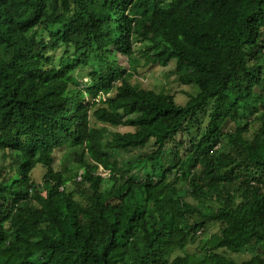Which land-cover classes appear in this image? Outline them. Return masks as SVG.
<instances>
[{"label": "trees", "instance_id": "trees-1", "mask_svg": "<svg viewBox=\"0 0 264 264\" xmlns=\"http://www.w3.org/2000/svg\"><path fill=\"white\" fill-rule=\"evenodd\" d=\"M0 264H264V0H0Z\"/></svg>", "mask_w": 264, "mask_h": 264}, {"label": "rangeland", "instance_id": "rangeland-1", "mask_svg": "<svg viewBox=\"0 0 264 264\" xmlns=\"http://www.w3.org/2000/svg\"><path fill=\"white\" fill-rule=\"evenodd\" d=\"M33 34L37 35V38L46 37L48 34V30L43 27L42 25L39 27H36L33 32ZM142 46L140 43L135 44L134 51L131 56L129 57H123L121 59V65L126 68V71L131 74V81L135 83H143L147 87L152 88L159 91H166L171 94L175 95V98L177 101H183L186 97V93H195L196 89L194 85H185L182 84L178 79V73L173 72L175 67V61H170L166 66H161L159 64H150L145 65L144 64V54L142 53ZM193 72H196L195 69H193ZM86 77H79V80H85ZM139 81V82H138ZM117 130L125 131L129 128L127 126H118L114 127ZM151 143H149L147 146H144L143 148L140 147L139 149L131 151H114V154L118 156L119 159L123 160L121 157L124 158V160H128L131 157L136 156L139 152H144L146 149H150ZM58 159H63V154L58 157ZM71 159L68 160V162ZM72 167L74 168L75 165L72 162ZM199 168H201L199 166ZM143 172H139V177H141ZM79 180V179H78ZM180 184V183H179ZM218 225L212 224L208 226L207 233L210 234L212 232L218 231ZM249 251H246L242 254L236 255L238 260L245 259L249 256Z\"/></svg>", "mask_w": 264, "mask_h": 264}, {"label": "clouds", "instance_id": "clouds-1", "mask_svg": "<svg viewBox=\"0 0 264 264\" xmlns=\"http://www.w3.org/2000/svg\"><path fill=\"white\" fill-rule=\"evenodd\" d=\"M106 138H108V136H106ZM78 179H80V176L78 177Z\"/></svg>", "mask_w": 264, "mask_h": 264}]
</instances>
